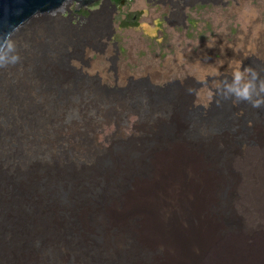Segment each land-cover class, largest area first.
<instances>
[{"label": "rangeland", "instance_id": "rangeland-1", "mask_svg": "<svg viewBox=\"0 0 264 264\" xmlns=\"http://www.w3.org/2000/svg\"><path fill=\"white\" fill-rule=\"evenodd\" d=\"M235 3L185 6V17L177 15L175 24L151 1L129 0L118 12L97 4L91 7L97 9L91 14L95 26L82 33L63 13L50 16L49 23L40 20V26L31 21L13 37L0 65V264H13L12 254L21 247L19 255L23 247L40 251L34 261L20 262L53 264L59 245L70 264L77 253L88 264H115L116 254L98 247L102 233L94 210L87 212L94 227L87 236H81L75 215L76 203L96 207L124 182L116 177V184L89 183L111 167L113 157H143L161 138L194 143L200 154L224 155L255 137V128L264 124V92H252L261 108L240 101L235 116L230 89L242 86L241 78L234 82L236 71L249 69L256 83L264 74V0ZM50 32L57 36L50 39ZM214 40L222 43L212 46ZM64 99L69 107L52 118L55 102ZM136 169L143 172L141 165ZM163 169L157 167L156 180H163ZM164 194L158 191L154 201ZM219 196L227 198L225 186ZM221 206L223 220L235 225L234 212L223 201Z\"/></svg>", "mask_w": 264, "mask_h": 264}, {"label": "bare ground", "instance_id": "bare-ground-1", "mask_svg": "<svg viewBox=\"0 0 264 264\" xmlns=\"http://www.w3.org/2000/svg\"><path fill=\"white\" fill-rule=\"evenodd\" d=\"M128 1L105 0L104 3L111 5L115 11L117 8L118 12ZM147 1H151L156 9L162 10L168 23L175 24L179 21L177 15L185 6H226L230 1L239 4V1L245 0ZM182 1L183 6L180 5ZM96 11L97 9L90 8L75 17L73 6L65 7L56 14L64 13L62 17L69 19L73 23L72 26L79 27L78 32L82 33L95 26V22H91V14ZM109 19L110 24L111 16ZM50 33V39L57 36V33ZM112 39V33L108 34L103 45L106 46ZM221 43V40H214L212 46H219ZM112 46L116 47L114 42ZM7 53L8 51L1 63ZM187 56H194L200 62L203 60L199 56ZM46 57L48 60L49 56ZM260 76V82H252V77L245 72L241 75L239 83L243 86L251 81L256 84L252 92H264L260 90L264 74ZM60 83L63 84V81ZM157 91L161 95L164 94L163 89L158 88ZM142 97L147 100L149 95L143 94ZM44 98H47L46 94ZM235 100L236 98H231V108L236 116L242 106L241 102L234 103ZM55 107V117L52 118H60L69 104L65 99L59 100L55 102ZM125 109L129 110V107L126 106ZM44 118H47V114ZM255 129V137H247L242 142L230 146L228 153L224 155L200 154L194 143L187 145L177 138H161L157 139L158 147L152 148L153 150L143 157L129 153L122 157H113L111 167L108 166L104 173H96L89 183L95 185L104 181L116 184V177H120L121 182L125 180L116 185V194L114 193L113 197H105L106 200L98 202L96 207L91 208V202L75 204L76 219L83 234L81 236L94 232L92 218L87 215V212L94 210L95 224L102 233L99 241L97 240L98 247L102 246L116 254L115 264H127L129 260L132 264H264V124ZM139 165L142 166L143 172H136ZM158 166L163 167L166 174L161 181L155 179ZM223 186L226 187L227 198L222 201L234 212L237 218L235 225L225 222L220 214L222 201L219 191ZM158 191H161V194L166 193L159 203L154 201ZM22 238L23 235L18 239L17 246L22 243ZM86 245L91 246L89 242H85ZM126 245L134 246L125 249ZM59 247V255L53 264H70L64 256V246ZM21 249L22 247L16 250L17 255L15 252L12 254L15 256L13 264H24L20 260L34 261L36 253L40 251H27L28 248L23 247L25 252L19 255ZM28 252L32 255L29 256ZM74 262L88 264L87 258L79 253L75 255Z\"/></svg>", "mask_w": 264, "mask_h": 264}, {"label": "water", "instance_id": "water-1", "mask_svg": "<svg viewBox=\"0 0 264 264\" xmlns=\"http://www.w3.org/2000/svg\"><path fill=\"white\" fill-rule=\"evenodd\" d=\"M105 0H0V63L8 51L4 39L19 34L31 21L40 20L49 23V17L65 7L75 6V17Z\"/></svg>", "mask_w": 264, "mask_h": 264}, {"label": "clouds", "instance_id": "clouds-1", "mask_svg": "<svg viewBox=\"0 0 264 264\" xmlns=\"http://www.w3.org/2000/svg\"><path fill=\"white\" fill-rule=\"evenodd\" d=\"M8 44L9 49L13 48V42L8 39L7 37L4 38ZM19 59V56L16 55L13 58V61L15 62L16 60ZM249 71V69H245V72ZM234 76V82L239 81L241 78V73L238 71L233 73ZM255 88V85L251 82L248 81L243 84L241 87H235L231 88L230 90L234 92V95L236 97V100L234 103H238L240 101H247L253 108H261L262 107V101L260 99H253L252 98V90ZM260 90L264 91V81H261L260 84Z\"/></svg>", "mask_w": 264, "mask_h": 264}, {"label": "trees", "instance_id": "trees-1", "mask_svg": "<svg viewBox=\"0 0 264 264\" xmlns=\"http://www.w3.org/2000/svg\"><path fill=\"white\" fill-rule=\"evenodd\" d=\"M112 1H117V0H112ZM131 18H132V17L129 16V19H130V20H131ZM124 25H129V24L127 23V21H125V22H124ZM121 51H122V52L124 51L123 48H121ZM111 128H112V127H110L109 129L105 128V132H108Z\"/></svg>", "mask_w": 264, "mask_h": 264}]
</instances>
